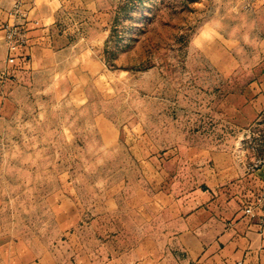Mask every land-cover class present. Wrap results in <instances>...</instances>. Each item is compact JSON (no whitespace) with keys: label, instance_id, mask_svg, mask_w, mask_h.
<instances>
[{"label":"rangeland","instance_id":"1","mask_svg":"<svg viewBox=\"0 0 264 264\" xmlns=\"http://www.w3.org/2000/svg\"><path fill=\"white\" fill-rule=\"evenodd\" d=\"M78 18L32 71L0 67V264L72 258L69 232L89 252L157 236L143 196L183 187L193 158L264 151V0H117Z\"/></svg>","mask_w":264,"mask_h":264},{"label":"crops","instance_id":"2","mask_svg":"<svg viewBox=\"0 0 264 264\" xmlns=\"http://www.w3.org/2000/svg\"><path fill=\"white\" fill-rule=\"evenodd\" d=\"M116 3L23 0L19 14L12 10L13 0H0V67L7 55L6 25L23 28L27 41L21 51L28 57L23 68L32 71L43 55L56 53L53 44L62 35L60 22L71 17L99 19L111 14ZM258 157L246 162L228 153L191 159L193 173L179 177L183 187L159 188L136 207L142 227L157 228V236L143 234L126 246L117 240L89 252L83 250L80 233L69 232L67 241L77 244L78 251L63 261L53 255V264H264V162L255 163ZM249 204L251 212L245 210ZM159 218L164 220L156 225Z\"/></svg>","mask_w":264,"mask_h":264},{"label":"built area","instance_id":"3","mask_svg":"<svg viewBox=\"0 0 264 264\" xmlns=\"http://www.w3.org/2000/svg\"><path fill=\"white\" fill-rule=\"evenodd\" d=\"M23 0H13L12 10L15 13H21V5ZM27 38L25 36V32L23 28L19 25L12 24L5 26V43L7 49V58L6 61L12 65H21L28 61V57L26 54L22 53L21 47L26 45ZM263 148H264V139H263ZM264 162V151L263 154L258 157L255 163H263ZM262 196H264V189L262 190ZM253 206L249 204L246 207L247 212H251ZM250 215L254 216L253 213Z\"/></svg>","mask_w":264,"mask_h":264}]
</instances>
